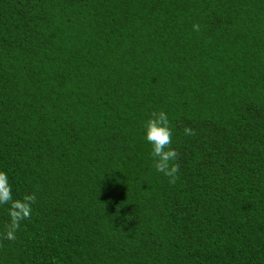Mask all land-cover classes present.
<instances>
[{"label": "trees", "instance_id": "1", "mask_svg": "<svg viewBox=\"0 0 264 264\" xmlns=\"http://www.w3.org/2000/svg\"><path fill=\"white\" fill-rule=\"evenodd\" d=\"M0 170V264H264V0H0Z\"/></svg>", "mask_w": 264, "mask_h": 264}, {"label": "clouds", "instance_id": "2", "mask_svg": "<svg viewBox=\"0 0 264 264\" xmlns=\"http://www.w3.org/2000/svg\"><path fill=\"white\" fill-rule=\"evenodd\" d=\"M199 23L193 24V30L200 31ZM145 139L151 145V157L153 167L169 179V183L175 184L179 178L180 165L178 159L180 153L172 147V129L168 114L163 110L153 111L146 121ZM185 136H195L196 132L190 126L183 129ZM37 200L36 193L23 195L22 199L13 197L12 186L8 175L0 170V205H8L9 222L5 225L3 239L15 241L16 233L21 227V221L31 218L32 206Z\"/></svg>", "mask_w": 264, "mask_h": 264}]
</instances>
